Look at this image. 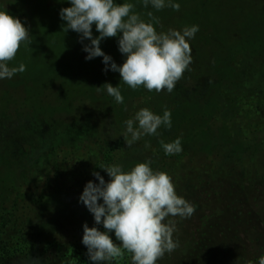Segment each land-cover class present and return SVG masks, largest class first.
Masks as SVG:
<instances>
[{"label": "trees", "instance_id": "16d2710c", "mask_svg": "<svg viewBox=\"0 0 264 264\" xmlns=\"http://www.w3.org/2000/svg\"><path fill=\"white\" fill-rule=\"evenodd\" d=\"M228 54L204 71L194 65L171 93L127 89L123 104L106 94L83 114L65 102L72 73L36 77L37 89L29 74L0 80V264L22 251L45 264H94L81 242L83 224L94 225L79 202L84 185L96 171L110 179L102 165L146 159L196 206L190 218L168 217L179 247L157 264H253L264 253V35ZM145 107L169 109L172 128L129 148L124 121ZM178 137L183 150L165 155L161 141ZM13 244L23 248L12 253Z\"/></svg>", "mask_w": 264, "mask_h": 264}, {"label": "clouds", "instance_id": "9594fccd", "mask_svg": "<svg viewBox=\"0 0 264 264\" xmlns=\"http://www.w3.org/2000/svg\"><path fill=\"white\" fill-rule=\"evenodd\" d=\"M156 11L170 7L179 11L178 0H141ZM68 7L59 11L66 23L63 30L75 31L83 44L85 59L102 57L104 71L119 72L120 81L133 90L143 87L149 92L171 93L192 61L189 41L199 31L198 25L185 26L182 30L170 28L167 32H157L155 24L159 18L152 11L146 15L148 21L133 11L135 5L130 0H69ZM93 24L98 35H93ZM30 28L7 10H0V80L11 79L16 73L26 70L21 62L10 66L21 43L31 44ZM117 37L118 50L124 56L122 64H117L111 55L100 47L105 38ZM106 92L116 103L123 104L124 96L119 84L104 83ZM97 90H100L97 87ZM122 136L126 145H132L142 137L159 135L158 129L172 128L171 111L164 109L162 115L149 108H141L134 117L124 121ZM135 125V126H134ZM165 155L179 154L181 138L172 142L161 141ZM151 160L138 162L129 170L121 164L102 165L110 179L105 180L100 172H93L96 181L89 180L79 196L93 215L94 225L83 224L82 244L86 246L88 258L94 264H114L130 253V264H157L165 255L179 247L174 238L176 221L168 217L190 218L196 206L175 191L169 174L154 170ZM97 225H103L101 230ZM115 235L114 241L110 233ZM118 241V243L116 242ZM31 264H40L33 258ZM253 264H264L261 253Z\"/></svg>", "mask_w": 264, "mask_h": 264}, {"label": "rangeland", "instance_id": "374dc122", "mask_svg": "<svg viewBox=\"0 0 264 264\" xmlns=\"http://www.w3.org/2000/svg\"><path fill=\"white\" fill-rule=\"evenodd\" d=\"M117 2L123 3L125 0ZM130 2L135 5L133 11L139 13L145 21L149 19L146 15L148 11L159 18V23L154 25L157 32L199 26L195 38L189 41L192 49L191 64L180 81L187 79L189 82V73L194 71V65H203L202 71L207 70L212 63L226 60L230 50L240 49L242 45H253L264 35V0H178L179 11L170 7L156 11L151 5L145 8L141 0ZM68 6L69 0H0V10H7L18 17L31 31V44L26 47L22 42L14 59L8 62L9 65L18 66L23 62L26 70L22 74L32 76L36 89V77L46 79L59 70L72 73L64 81L65 89H68L64 96L65 102L72 103L73 106H68L83 114L95 108L106 96L104 83H111L113 86L119 84L121 91L132 88L120 81L119 72L103 70L105 65L102 57L86 60V54L79 53L83 44L89 41H81L75 31L63 30L66 22L61 20L59 11ZM92 31L94 36L99 34L94 24ZM117 39L105 38L100 47L117 64H122L124 56L118 50ZM109 151L110 147L106 146L101 152L102 156L105 157ZM9 231L15 230L10 226ZM21 247L23 248L22 245L13 244L11 248L16 250H12V253ZM13 256L11 259L15 264H31L33 258H38L40 264H45L43 257H33L25 251L13 253Z\"/></svg>", "mask_w": 264, "mask_h": 264}]
</instances>
